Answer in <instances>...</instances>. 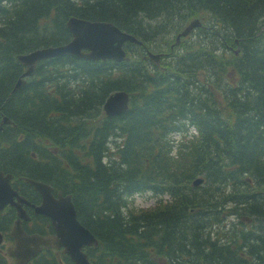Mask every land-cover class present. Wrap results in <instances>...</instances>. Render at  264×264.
<instances>
[{
    "label": "trees",
    "instance_id": "obj_1",
    "mask_svg": "<svg viewBox=\"0 0 264 264\" xmlns=\"http://www.w3.org/2000/svg\"><path fill=\"white\" fill-rule=\"evenodd\" d=\"M72 15L152 44L195 16L204 27L197 41L181 42L168 73L149 74L126 43L122 62L41 61L12 91L22 71L15 55L67 41ZM117 89L129 93L128 109L106 116L102 103ZM2 115L15 126L0 130V169L30 201L37 193L18 175L72 195L99 241L87 248L92 263L264 264V0H0V125ZM198 175L205 184L193 187ZM146 191L155 204L135 206ZM224 203L237 222L221 241L210 232ZM13 218L10 208L1 212L0 230ZM45 252L28 264H60Z\"/></svg>",
    "mask_w": 264,
    "mask_h": 264
},
{
    "label": "water",
    "instance_id": "obj_2",
    "mask_svg": "<svg viewBox=\"0 0 264 264\" xmlns=\"http://www.w3.org/2000/svg\"><path fill=\"white\" fill-rule=\"evenodd\" d=\"M197 19L182 31L185 35L191 27L198 25ZM68 28L73 38L63 45L50 46L37 49L27 54L18 55V59L23 62L27 68L23 75L32 72L34 63L39 59L70 53L85 59H106L121 60L124 58V52L121 44L125 39L131 41L134 38L119 31L109 22L104 21H85L78 18H70L67 22ZM86 48L88 51H81ZM155 58L158 56L155 55ZM18 80L15 87L20 85ZM127 93L118 91L106 99L104 110L107 115H115L123 112L127 108ZM7 121V120H5ZM9 175L3 176L0 173V208L5 203L16 205L18 216H25L21 211L20 204L14 203L12 198L16 196L18 201H25L24 198L17 195L8 184ZM35 189L42 195L41 205L35 208V212L43 213L49 216L55 226L56 236L42 237L37 234H27L23 231L20 220H16L12 226L9 235L14 238L15 248H9L8 254L16 258V264H24L30 256L34 255L39 249V245L44 246H64V251L78 264H88L85 255L80 251L83 243L94 242L93 236L81 225L75 217V210L69 196H59L54 198L50 193V187L42 182L26 178ZM200 180H195L197 184ZM0 234V241H1Z\"/></svg>",
    "mask_w": 264,
    "mask_h": 264
},
{
    "label": "rangeland",
    "instance_id": "obj_3",
    "mask_svg": "<svg viewBox=\"0 0 264 264\" xmlns=\"http://www.w3.org/2000/svg\"><path fill=\"white\" fill-rule=\"evenodd\" d=\"M154 201H155V198L152 195L150 196V194H145L143 196H135V198H134V203L136 206H148V205L153 204ZM6 245L7 244L0 246V253L4 257L6 256L5 252H4V247ZM6 258H7V261H6L7 264L13 263L12 259L8 258L7 256H6Z\"/></svg>",
    "mask_w": 264,
    "mask_h": 264
},
{
    "label": "bare ground",
    "instance_id": "obj_4",
    "mask_svg": "<svg viewBox=\"0 0 264 264\" xmlns=\"http://www.w3.org/2000/svg\"><path fill=\"white\" fill-rule=\"evenodd\" d=\"M188 12V11H187ZM151 21V20H150ZM85 63V62H84ZM109 86V85H108ZM137 94V93H136ZM234 96V95H233ZM262 118V117H261ZM150 154V153H149ZM214 154V153H213ZM185 169V168H184ZM188 184V183H187ZM243 190V189H242ZM169 192V191H168ZM151 196V195H150ZM179 198V197H178ZM222 210V209H221ZM9 248H15V244L8 245Z\"/></svg>",
    "mask_w": 264,
    "mask_h": 264
},
{
    "label": "flooded vegetation",
    "instance_id": "obj_5",
    "mask_svg": "<svg viewBox=\"0 0 264 264\" xmlns=\"http://www.w3.org/2000/svg\"><path fill=\"white\" fill-rule=\"evenodd\" d=\"M29 209L31 210L32 208L30 207ZM32 210H33V209H32ZM26 224H27V225L30 224V221L27 220V221H26ZM46 227H47V224H45V225L43 226L44 229H46ZM44 229H43V230H44Z\"/></svg>",
    "mask_w": 264,
    "mask_h": 264
},
{
    "label": "clouds",
    "instance_id": "obj_6",
    "mask_svg": "<svg viewBox=\"0 0 264 264\" xmlns=\"http://www.w3.org/2000/svg\"><path fill=\"white\" fill-rule=\"evenodd\" d=\"M174 139L178 142L180 140V136L177 135V136L174 137Z\"/></svg>",
    "mask_w": 264,
    "mask_h": 264
}]
</instances>
